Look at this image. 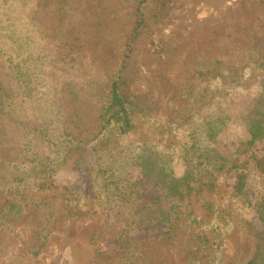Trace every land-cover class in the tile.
Segmentation results:
<instances>
[{
	"label": "trees",
	"instance_id": "trees-1",
	"mask_svg": "<svg viewBox=\"0 0 264 264\" xmlns=\"http://www.w3.org/2000/svg\"><path fill=\"white\" fill-rule=\"evenodd\" d=\"M42 2L0 0V153L8 155L0 158V228L8 231V224L34 207L41 251L59 220L102 213L106 231L120 249L114 256L99 250L100 264H161L151 262L132 236H152L173 247L185 230L189 241L179 249L186 264H225L215 232L221 235V226L231 225V215L227 210L219 213L213 230L184 205L193 195L215 191L228 172H234L232 197L237 199L246 198L256 179L264 177V155L254 152L264 143V46L240 66L225 60L197 65L193 78L199 87L190 88L187 111L161 124L151 97L129 92L127 76L146 27L147 0L137 6L136 28L115 74L83 79L78 75L83 51L74 37L68 36L58 51L40 38ZM258 81L261 89L243 117L248 138L239 145L250 164L246 169L218 148L220 136L233 124L221 101ZM64 96L76 107L78 120L84 119L78 104L89 103L99 123L93 138L69 131V124L80 123L65 121L60 103ZM64 169L85 177L94 195L65 188L56 205L31 198L56 190ZM144 185L154 187V198L146 197ZM251 212L260 228L255 231L254 255L246 264H264V191L252 200Z\"/></svg>",
	"mask_w": 264,
	"mask_h": 264
},
{
	"label": "rangeland",
	"instance_id": "rangeland-1",
	"mask_svg": "<svg viewBox=\"0 0 264 264\" xmlns=\"http://www.w3.org/2000/svg\"><path fill=\"white\" fill-rule=\"evenodd\" d=\"M139 2L43 0L41 20L37 24L41 37L38 32L36 35L51 51H58L71 35L84 56L79 77H111L120 67L121 56L136 28ZM145 11L146 27L137 40L127 75L131 80L129 92L149 95L157 107L161 124L180 119L187 111L190 88L192 91L199 87L193 78L197 65L225 60L240 66L257 56V50L264 46V0H147ZM57 53L54 55L58 56ZM259 89L258 81L246 92L221 101L223 109L233 117V124L220 136L218 148L232 162L246 169L250 167L248 158L239 153L240 143L248 138L243 117L252 109ZM60 103L64 107L65 121L80 123L69 124V131L81 134L82 138H93L99 123L89 103L78 104L84 112L82 120L76 118V107L69 98L64 96ZM254 152L264 155V143H258ZM0 158L7 159L8 155L0 153ZM177 170L181 173L183 168L177 167ZM233 184L234 172L231 171L220 179L215 191L193 195L184 206L198 221L213 225V230H216L218 214L227 210L231 225L221 226V235L215 232L220 236L217 243L223 245L225 264H246L254 255L255 231L260 228L251 212L252 200L264 191V177L256 179L246 198L232 197ZM65 188L94 195L85 177L64 169L58 174L56 190L31 198H46L56 205ZM144 190L148 199L157 194L150 185H144ZM38 218L35 208L31 207L8 224V231L0 228V264H100L99 250L114 256L120 249L119 243L106 231L104 215L98 213L76 220H59L39 251ZM189 233L183 231L173 247L154 241L152 236L132 237L140 242V250L150 255L151 262L186 264L185 253L179 247L189 241Z\"/></svg>",
	"mask_w": 264,
	"mask_h": 264
}]
</instances>
